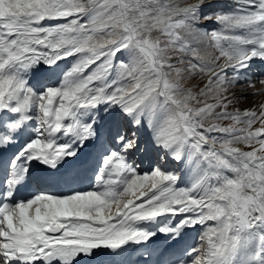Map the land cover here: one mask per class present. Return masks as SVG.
<instances>
[{
    "label": "snow or ice",
    "instance_id": "1",
    "mask_svg": "<svg viewBox=\"0 0 264 264\" xmlns=\"http://www.w3.org/2000/svg\"><path fill=\"white\" fill-rule=\"evenodd\" d=\"M254 60L264 0H0V264H116L158 234L186 241L170 264H264V101L232 107L264 93ZM89 146L87 187L30 190Z\"/></svg>",
    "mask_w": 264,
    "mask_h": 264
},
{
    "label": "bare ground",
    "instance_id": "2",
    "mask_svg": "<svg viewBox=\"0 0 264 264\" xmlns=\"http://www.w3.org/2000/svg\"><path fill=\"white\" fill-rule=\"evenodd\" d=\"M196 2H197V0H181V3H196ZM218 2L221 5H230V4L233 3V0H218ZM217 27H218V25L216 23H214V22L213 23H207V25H206V29L207 28L214 29V28H217ZM206 29H201V31H204ZM249 71H250V73L253 74V79H256V76H258L260 74H264V62H262L260 60H254L252 62V66H251V68H250ZM236 87H243L246 92H252V91H254L253 88H249L246 85H237V86H234L233 87V90L234 91H235V88ZM262 87H264V85H260L259 83H256L255 84V89H260ZM236 94L239 95V93H236ZM250 98H251V100H254V101L261 100L260 102H262V101H264V93H261V94L255 95V96H250ZM247 108H250V107L247 106ZM243 109H245V108H242L241 110H243ZM259 126H260L259 122L256 125H254V127H259ZM147 136H148V133H147ZM234 146L240 147L243 150H250L249 148H247L243 144H238V145H234ZM89 148L91 149V147H89ZM139 159L141 160V157ZM196 232H197V230H195L193 232H190L189 233L190 236L188 234V239H191V237L194 236L196 234ZM156 237H160L162 240H164L162 245L163 246H166L164 248L167 249V251L171 253V257L173 259L176 256H178L180 254V250L183 249L186 246V241H179V242H175L174 243V242L168 240L162 234H158Z\"/></svg>",
    "mask_w": 264,
    "mask_h": 264
},
{
    "label": "rangeland",
    "instance_id": "3",
    "mask_svg": "<svg viewBox=\"0 0 264 264\" xmlns=\"http://www.w3.org/2000/svg\"><path fill=\"white\" fill-rule=\"evenodd\" d=\"M206 30L210 32V31H212L213 29L207 28ZM65 63H67V61H65ZM204 82H205V81H201L200 77L197 76V77L193 78L192 80L188 81L187 84H188L189 86H191V85H197V84H198L200 87H202ZM233 92H234L233 88L230 89V91H229V95H232ZM249 101H250V102H249ZM260 101H261V100H256V101L251 100V98H250V96H249L247 99H241V101L239 100V102L236 103V104H234L232 107L242 109V108H247V106H248V107L251 108V107L253 106V103H254V102H255L256 104H257V103L259 104ZM243 103H244V104H243ZM242 104H243V105H242ZM258 104H257V105H258ZM221 123L224 124V125H227V124L231 123V121H221ZM146 134H147V132H146ZM146 134H145V132H143L142 139H145Z\"/></svg>",
    "mask_w": 264,
    "mask_h": 264
}]
</instances>
